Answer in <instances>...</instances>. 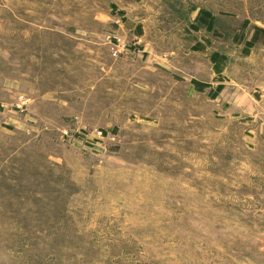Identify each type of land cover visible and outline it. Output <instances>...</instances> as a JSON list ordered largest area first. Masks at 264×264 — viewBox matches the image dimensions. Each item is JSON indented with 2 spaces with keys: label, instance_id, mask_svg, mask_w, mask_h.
<instances>
[{
  "label": "rangeland",
  "instance_id": "374dc122",
  "mask_svg": "<svg viewBox=\"0 0 264 264\" xmlns=\"http://www.w3.org/2000/svg\"><path fill=\"white\" fill-rule=\"evenodd\" d=\"M212 38L264 84V0H0V264H264L260 106L179 75Z\"/></svg>",
  "mask_w": 264,
  "mask_h": 264
},
{
  "label": "crops",
  "instance_id": "0c3cea01",
  "mask_svg": "<svg viewBox=\"0 0 264 264\" xmlns=\"http://www.w3.org/2000/svg\"><path fill=\"white\" fill-rule=\"evenodd\" d=\"M244 29V28H243ZM241 31V30H240ZM258 32L257 29L251 28L249 33L244 32L234 33L230 38V45L237 50H240V58L250 59L253 64L257 63L256 51L259 52V41L258 37L260 33L256 34V39L251 40V36L254 32ZM201 41H203L201 39ZM214 44V38L208 39L204 45L201 44V47H196L194 49H201V51L209 55L210 64H209V77L203 78L198 74L189 73L184 70H180V78L182 80L188 81L189 86L194 90H211L215 94L216 91H220L223 88L232 89L235 91V95L238 98H244L249 100L250 109L256 107L257 103L260 106V119L264 117V84L260 85H247L242 83L239 79L233 76L231 72V61L233 57L229 52L221 50L217 47L212 46ZM246 52V53H244ZM186 52H184V55ZM237 74V71H234ZM178 74V73H177Z\"/></svg>",
  "mask_w": 264,
  "mask_h": 264
},
{
  "label": "trees",
  "instance_id": "16d2710c",
  "mask_svg": "<svg viewBox=\"0 0 264 264\" xmlns=\"http://www.w3.org/2000/svg\"><path fill=\"white\" fill-rule=\"evenodd\" d=\"M257 33H258V32H256V31L253 33V35L251 36V40L254 41V40L256 39V34H257Z\"/></svg>",
  "mask_w": 264,
  "mask_h": 264
}]
</instances>
